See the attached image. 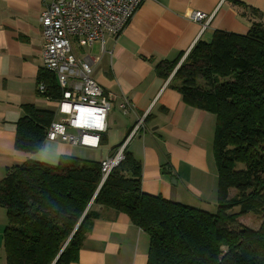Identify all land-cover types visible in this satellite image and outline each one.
<instances>
[{
	"label": "trees",
	"instance_id": "1",
	"mask_svg": "<svg viewBox=\"0 0 264 264\" xmlns=\"http://www.w3.org/2000/svg\"><path fill=\"white\" fill-rule=\"evenodd\" d=\"M183 57L159 62L157 71L164 78L174 74L171 81L188 102L217 116L214 210L144 192L142 164L127 147L105 180L103 160L29 159L8 167L0 180L8 264H71L99 217L96 206L127 213L149 234L148 264H264V23L254 22L247 34L217 30ZM39 81L45 97L62 98L52 71H40ZM55 115L25 106L16 148L39 152ZM249 214L261 218L258 229L239 222Z\"/></svg>",
	"mask_w": 264,
	"mask_h": 264
},
{
	"label": "crops",
	"instance_id": "2",
	"mask_svg": "<svg viewBox=\"0 0 264 264\" xmlns=\"http://www.w3.org/2000/svg\"><path fill=\"white\" fill-rule=\"evenodd\" d=\"M45 6L44 0H0V180L8 167L29 159L57 164L67 154L105 160L144 118L127 146L142 164L144 192L215 208L217 116L188 102L157 65L189 53L199 40L211 41L217 30L247 34L254 22L264 23V0H143L120 34L91 46L75 40V54L93 65L96 80L115 96L106 141L101 137L94 148L46 139L39 152L29 153L15 145L25 106L56 111L57 104L38 90L40 71L47 69L40 21ZM196 11L211 16L205 30L192 19ZM125 97L132 102L127 113L120 107ZM95 208L99 217L71 264H148L149 234L125 212ZM7 224L0 205V264H8Z\"/></svg>",
	"mask_w": 264,
	"mask_h": 264
},
{
	"label": "built area",
	"instance_id": "3",
	"mask_svg": "<svg viewBox=\"0 0 264 264\" xmlns=\"http://www.w3.org/2000/svg\"><path fill=\"white\" fill-rule=\"evenodd\" d=\"M45 9L40 21L44 36V61L57 78L62 98L56 103V115L51 123L47 140H61L74 145L99 147L101 137L108 130V115L115 96L96 80L93 65L79 58L75 40L91 46L104 41L106 34L118 35L130 22L143 0H44ZM192 19L203 23L206 29L211 16L196 11ZM192 50V49H191ZM186 53L181 62L187 57ZM180 62V63H181ZM174 74L170 75L171 81ZM38 90L46 86L39 82ZM120 107L124 113L132 102L123 98ZM144 128V118L131 129L122 146L102 162L103 179L124 159V150L133 137Z\"/></svg>",
	"mask_w": 264,
	"mask_h": 264
},
{
	"label": "rangeland",
	"instance_id": "4",
	"mask_svg": "<svg viewBox=\"0 0 264 264\" xmlns=\"http://www.w3.org/2000/svg\"><path fill=\"white\" fill-rule=\"evenodd\" d=\"M240 167H243V165H240ZM197 205H200V204H197ZM212 206L213 205L209 206L210 210H214V207H212ZM239 222L245 226L252 228V229H258L261 225V218L255 214H249V215H246V216L244 215V216L240 217Z\"/></svg>",
	"mask_w": 264,
	"mask_h": 264
},
{
	"label": "water",
	"instance_id": "5",
	"mask_svg": "<svg viewBox=\"0 0 264 264\" xmlns=\"http://www.w3.org/2000/svg\"><path fill=\"white\" fill-rule=\"evenodd\" d=\"M178 68V67H177ZM92 203V202H91Z\"/></svg>",
	"mask_w": 264,
	"mask_h": 264
}]
</instances>
